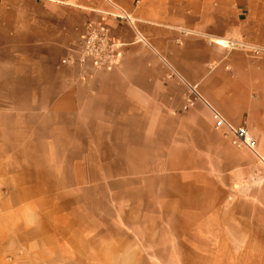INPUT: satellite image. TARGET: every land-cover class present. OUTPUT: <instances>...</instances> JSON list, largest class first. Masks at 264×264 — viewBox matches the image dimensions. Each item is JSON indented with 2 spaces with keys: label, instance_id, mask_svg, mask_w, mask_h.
Returning a JSON list of instances; mask_svg holds the SVG:
<instances>
[{
  "label": "crops",
  "instance_id": "crops-1",
  "mask_svg": "<svg viewBox=\"0 0 264 264\" xmlns=\"http://www.w3.org/2000/svg\"><path fill=\"white\" fill-rule=\"evenodd\" d=\"M0 264H264V0H0Z\"/></svg>",
  "mask_w": 264,
  "mask_h": 264
},
{
  "label": "built area",
  "instance_id": "built-area-1",
  "mask_svg": "<svg viewBox=\"0 0 264 264\" xmlns=\"http://www.w3.org/2000/svg\"><path fill=\"white\" fill-rule=\"evenodd\" d=\"M115 46V42L105 30L88 25L81 40L79 52L65 62L76 65L91 60L95 66L105 68L115 61ZM214 120L216 129L223 130L234 146L240 149L255 150L256 142L245 127L230 124L216 112H214Z\"/></svg>",
  "mask_w": 264,
  "mask_h": 264
},
{
  "label": "rangeland",
  "instance_id": "rangeland-1",
  "mask_svg": "<svg viewBox=\"0 0 264 264\" xmlns=\"http://www.w3.org/2000/svg\"><path fill=\"white\" fill-rule=\"evenodd\" d=\"M64 180H65V184L66 185L71 183V178L70 177H66ZM70 206H71V203L66 200L65 208L68 209ZM174 228L176 229V231H174V232L178 234V233H180V231L182 229H184V226H174ZM112 232L114 233V230H112ZM168 235H169V232H166L165 236L167 237Z\"/></svg>",
  "mask_w": 264,
  "mask_h": 264
}]
</instances>
